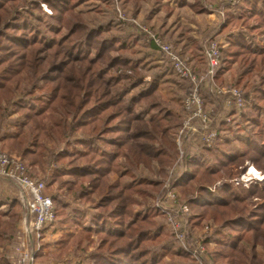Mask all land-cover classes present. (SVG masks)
Segmentation results:
<instances>
[{
    "label": "trees",
    "instance_id": "16d2710c",
    "mask_svg": "<svg viewBox=\"0 0 264 264\" xmlns=\"http://www.w3.org/2000/svg\"><path fill=\"white\" fill-rule=\"evenodd\" d=\"M163 1L150 0L156 6L155 14ZM243 2L236 7L238 17L226 12L217 34H224L232 21L264 37V10L258 9L256 2ZM102 3L108 2L0 0V150L25 160L31 172L35 167L44 175L49 172L48 183L57 184L72 200L96 206L98 212L86 217L85 211L52 197L55 221L57 218L62 230L56 259L74 251L96 264H167L166 257L191 261L189 253L175 248L170 240L163 241V233L156 231L159 227L152 217L157 211L147 208L135 217L133 206L138 203L134 196H144L145 189L154 185L135 181L133 174L152 161L169 164L168 128L176 124L170 122L174 115L169 110L152 114L159 108L155 93L159 77L138 94L130 93L139 87L143 76L138 73L142 63L127 54L138 50L145 36L129 22L105 19ZM119 4L133 12V17L141 9V0H119ZM187 6L197 15L206 11L199 0L192 5L179 0L178 9L164 5L165 17L177 18V12ZM146 19L152 22L154 18ZM120 25L133 32H125ZM263 54L264 46L252 52L239 33L225 57L221 56L216 80L232 62L242 75H248L258 58L264 64ZM125 72L130 76L120 78ZM257 76L261 78L253 87L255 95L244 97L250 102L249 114L255 112L253 117L245 116L248 126L262 122L264 126V105L259 104L264 102V74ZM251 142L247 151L264 161V128L258 130L257 137L252 135ZM206 153L219 166L201 165L200 159L191 157L174 185L180 191L187 189L186 204L198 214L194 225L209 220L222 225L225 234L215 241L223 253L218 264H246L242 257L247 264H256L260 260L254 252L258 238L264 242V185L235 186L241 196L228 185L211 193L208 188L212 185L205 183L221 179L222 170L232 179L229 167L238 155L219 151L218 144ZM254 163L264 173V168ZM110 174L129 176L131 183H111ZM215 193L218 199L213 198ZM4 204L9 209L0 211L2 246L12 240L19 219L17 199L0 193V206ZM93 236L98 238L96 243ZM245 245L251 248L249 258L244 254Z\"/></svg>",
    "mask_w": 264,
    "mask_h": 264
},
{
    "label": "rangeland",
    "instance_id": "374dc122",
    "mask_svg": "<svg viewBox=\"0 0 264 264\" xmlns=\"http://www.w3.org/2000/svg\"><path fill=\"white\" fill-rule=\"evenodd\" d=\"M105 1L108 3L105 5L101 4L102 15L105 19L114 18L120 23L121 21L118 19L117 14V9H119L126 17L127 21L124 23L129 22L148 29L156 39L170 46L173 52L179 56V59L186 63L191 74L199 81L198 95L202 104V112L207 113L210 121L209 131L216 135L202 142H200L196 134L192 140L189 136L183 139L182 136L179 137L183 119L188 115L184 110L183 101L193 87L192 81L190 78H183L177 75L166 55L161 53L153 43L142 39L139 43L140 48L127 54V57L142 63L138 68V73L143 76L142 82L138 88L130 91V93L132 95L138 94L141 90L148 87L150 82L159 77L156 81L155 91L159 108L153 110L152 114L169 110L174 115L170 122L174 121L176 125L168 128L167 141L171 144L166 146V151L169 156L167 159L169 164H159L157 161H152L148 167L141 166L133 174L135 181H146L154 185L153 188L145 189L144 196H134L138 203L133 206L135 217L142 216L147 208L157 211L156 213L158 214L155 213L156 215L152 219L153 223L158 225L156 227H159L156 231L163 233V241H172L175 248L183 249L191 256V261H182L178 257L170 258V260L166 257L164 263L218 264L223 253L215 241L217 236L225 234L222 225L212 220L201 221L198 226L194 225L198 214L189 209L186 204L188 191L186 188L184 191H180L173 185V180L179 176L180 172L186 170L187 159L191 157L200 159L201 165L211 163L213 166L218 167L217 161L206 153L207 150L216 147L218 144L219 151L231 152L233 155H238V158L229 167L232 171V179L227 175L228 173L225 174L222 170L220 173L221 179L215 181L214 184H210L211 181L205 183L206 186L212 185L208 188L209 191L218 192L223 185H228L231 187V191L235 189V195L241 196L240 193L242 191L235 186L242 185V187L248 188L256 183L264 185V173L254 166L255 161L258 167L264 168V161L258 160L256 154L252 153V151H247L252 144V135L257 137L258 130L264 128V126L263 122L258 126H248L245 122L247 119L245 116L248 114V117L249 115L253 117L255 112L249 114L251 109H248L247 104H250V102L247 99L246 102L244 101L245 96L255 95L253 87L260 82L261 78L257 74L259 72L264 74V64H260L262 58L257 59L255 68L248 75H242L243 71L232 62L229 68H226L220 78L216 80V73L214 69L210 70L208 68V61L205 56V51L209 45H214L219 56L218 68L222 54L225 57V51L236 35L239 33L243 35L245 43L252 52L259 51V48L264 46V37L259 36L257 32H250L244 25L232 21L224 34H217L219 26L225 19L226 12H231L234 17H238L239 10L236 7L244 4V0H240L238 3H236L237 0H199L201 6L206 10L205 13L197 15L193 9L187 6L182 7L177 12V18L170 19L165 17L163 7L166 4L169 8L178 9V6H174L175 0H164L161 5L162 8L156 14L153 12L156 6L153 3L150 4V0H141V9L136 17H133V12L120 8L119 0ZM194 1L186 0V2H190L189 5H192ZM252 2H256L258 9L264 10V0H249L248 4ZM93 4L100 5V2L94 1ZM94 5H91V7H94ZM43 10L49 13L44 6ZM149 16L154 18L152 22L147 21L146 18ZM97 18L100 19L98 16ZM252 23L255 24V22ZM120 26L124 28L125 32H133L130 27ZM183 34L185 36L180 39L179 35ZM177 40L180 41V44L176 43ZM169 69L172 72H169ZM245 71H248V68ZM128 75L130 76L126 72L119 74L120 78L128 77ZM234 91L236 92L235 97L232 95ZM259 104L264 105V102L260 101ZM262 117L260 116L258 119L262 120ZM193 122L196 127L201 126L200 120L195 119ZM0 153H6L23 162L28 171H30L28 175L45 184L44 191L46 195L54 198L57 196L68 203L70 208L85 211L86 217L98 212L94 204H82L79 201H74L64 189L59 190L57 184H49V172L44 175V172H41L37 167L34 168V172H31L25 160H21L20 157L8 154L5 151L0 150ZM123 162V159L119 160L120 164H123ZM250 168H254L258 173V178L260 177L261 179L259 178L258 180L257 176L250 175ZM109 179L111 183L117 180L121 181L122 184L131 183L129 176L119 178L117 174H110ZM0 193L3 197L17 199L19 207V219L14 229L12 240L4 246L0 244V261H2L0 264H96L95 260L85 258L74 251L67 256H63L60 260L56 259L57 243L61 237L59 232L54 230V228L60 229L58 219L56 218L54 224L49 226L52 229L48 228L47 232L44 230L38 240L30 232L33 216L30 215L28 210V197L26 194L21 192L16 183L2 176H0ZM213 198L218 199V194L215 193ZM183 206L187 207L186 212L180 210ZM54 207H56L55 203ZM8 209V205L0 206V211H8ZM194 215L195 217L192 219ZM177 226L183 229L180 231L181 234L176 230ZM92 239L94 243L98 241L95 236ZM45 245H51L55 247V250L48 252L45 249L43 251ZM243 247L245 248L244 254L249 258L251 254L250 246L245 245ZM39 252L41 257L36 258V254ZM254 252L260 258L256 264H264V242L262 239L258 238ZM32 253L34 255L32 261H30ZM241 261L247 264L243 257Z\"/></svg>",
    "mask_w": 264,
    "mask_h": 264
},
{
    "label": "built area",
    "instance_id": "2783aa9c",
    "mask_svg": "<svg viewBox=\"0 0 264 264\" xmlns=\"http://www.w3.org/2000/svg\"><path fill=\"white\" fill-rule=\"evenodd\" d=\"M117 14L118 19L121 22L127 21L126 17L119 9H117ZM135 26L138 28L139 32L145 36L144 39L146 42L153 43L161 53L166 55L172 69L177 75H180L183 78H190L192 81L191 83L193 84V87L183 101L184 110L188 115L183 119L179 131V137L182 136L183 139L189 136L192 140L196 134L198 135L200 142L215 137L216 135L212 131H209L210 121L207 117V113L205 114L202 112V104L198 95L199 81L191 74L189 67L186 66L185 62H182L179 59V56L173 52L170 46L161 43L148 29L140 25ZM205 56L208 61V68L210 70L214 69L215 71L219 64V56L214 45H209L205 51ZM232 95L235 97L236 92L234 91ZM195 119L200 120V127L195 126L193 122ZM184 172L185 170L180 172L178 177H182ZM28 174V168L23 162L7 155L6 153H0V176L16 183L21 189V192H24L28 197V210L30 215L33 216L30 232L39 240L44 230L55 222L54 203L52 197L45 194V184L42 181L33 179ZM176 178L173 180V185ZM186 208L187 207L183 206L180 210L186 212ZM179 227L180 226H177L176 230L180 232L183 229ZM33 255L34 253L31 254L30 261H32Z\"/></svg>",
    "mask_w": 264,
    "mask_h": 264
},
{
    "label": "crops",
    "instance_id": "0c3cea01",
    "mask_svg": "<svg viewBox=\"0 0 264 264\" xmlns=\"http://www.w3.org/2000/svg\"><path fill=\"white\" fill-rule=\"evenodd\" d=\"M178 1L179 0H175V7H177L178 6ZM186 1V0H185ZM188 4H190V2H187ZM208 21H209V19H207ZM210 24V23H209ZM48 228H51V227H47L46 229H45V232H47V230H49ZM52 229V228H51ZM50 229V230H51ZM54 230H57L58 232H59V234L61 235V233H62V230H60L59 228L58 229H55L54 228ZM52 245V244H51ZM51 245H45V247L43 248V251L46 249L48 252L49 251H54L55 250V247H52ZM42 252V251H41ZM47 254H49V253H47ZM37 258V257H36Z\"/></svg>",
    "mask_w": 264,
    "mask_h": 264
},
{
    "label": "bare ground",
    "instance_id": "6f19581e",
    "mask_svg": "<svg viewBox=\"0 0 264 264\" xmlns=\"http://www.w3.org/2000/svg\"><path fill=\"white\" fill-rule=\"evenodd\" d=\"M249 174L250 175H254L255 177L257 176V178H258V173L255 171V169L254 168H250V170H249ZM252 177V176H251ZM260 178V177H259ZM259 178H258V180H259ZM261 179V178H260Z\"/></svg>",
    "mask_w": 264,
    "mask_h": 264
}]
</instances>
